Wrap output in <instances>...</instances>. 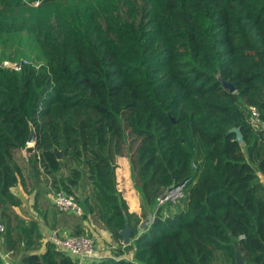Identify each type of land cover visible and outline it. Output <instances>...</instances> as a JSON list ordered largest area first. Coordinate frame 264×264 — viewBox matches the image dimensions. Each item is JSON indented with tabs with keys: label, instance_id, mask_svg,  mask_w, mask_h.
<instances>
[{
	"label": "trees",
	"instance_id": "16d2710c",
	"mask_svg": "<svg viewBox=\"0 0 264 264\" xmlns=\"http://www.w3.org/2000/svg\"><path fill=\"white\" fill-rule=\"evenodd\" d=\"M3 60L28 62L0 67L1 248L19 264L79 262L48 241L35 252L39 225L14 211L24 179L80 188L68 235L91 215L120 242L124 214L142 264H235V249L264 264V132L248 120L252 106L264 122V0H0ZM120 161L151 214L141 232L116 189ZM184 180L178 204H155Z\"/></svg>",
	"mask_w": 264,
	"mask_h": 264
},
{
	"label": "crops",
	"instance_id": "0c3cea01",
	"mask_svg": "<svg viewBox=\"0 0 264 264\" xmlns=\"http://www.w3.org/2000/svg\"><path fill=\"white\" fill-rule=\"evenodd\" d=\"M257 175L262 181V183L264 184V173L258 172ZM29 183L30 184L28 185V187H25L26 188L25 191L29 192L30 195L33 194L34 202L33 204L28 203V205H30L28 206V208L30 210V214L32 215L30 218H27V219H31L37 222V224L39 225V232L41 234V237L39 240L40 244L35 252L40 253L44 249V243L46 240V236L48 232L50 231V229L58 228L63 234H69L73 229L74 222L71 220H65V218L67 217H63L62 215L53 213L54 212L53 206L51 205V202H50L51 193L47 192L46 186L45 187L42 186V183H36V179H34V182L29 181ZM18 187H20V184H18ZM20 188H23V186H21ZM38 188L39 190H37ZM14 189H12L13 192H14ZM40 195H44L47 198L46 199L47 202L43 204L44 206H41L39 203L41 207L37 210L35 207L38 202H35V201H36L37 196H40ZM135 204H133V206L130 205L127 207H128L129 212L136 214V216L139 218L137 228L139 232H141L147 227L151 219V214H148L145 217H140V213H141L140 205L139 203L138 205L137 204L135 205ZM14 211L17 214L21 215L20 213L17 212L16 207L14 208ZM64 214H69V213H64ZM89 216L87 215V219L85 218V219L79 220L80 222L79 225H80L81 230L86 231V229L88 228L87 222H89L90 220ZM100 227L94 226L93 227L94 231H92L94 232L93 238L95 240L94 257H93L94 259H100L103 257L116 258V259L119 258V259L133 261L136 264H142L133 259V249L125 247V245L130 243L131 238H129V242L127 244H123L122 241L115 242L111 239L110 234L106 230H104L102 227L101 228ZM116 250H120V255L116 256L115 254ZM83 261L84 260H81V261L79 260L78 264H82ZM0 264H19L18 256L13 255L12 253H10V251H6L1 248V237H0Z\"/></svg>",
	"mask_w": 264,
	"mask_h": 264
},
{
	"label": "built area",
	"instance_id": "2783aa9c",
	"mask_svg": "<svg viewBox=\"0 0 264 264\" xmlns=\"http://www.w3.org/2000/svg\"><path fill=\"white\" fill-rule=\"evenodd\" d=\"M24 61L3 60L0 62V67L12 71H18ZM248 120L252 125H255L264 132V122L257 119V112L254 107L249 106ZM185 180L164 189L156 198L155 204L160 205L166 202L175 203L184 194ZM50 202L53 208L62 213H72L80 215L82 208L76 201L73 195L65 192L52 193ZM4 226L0 223V234ZM50 242L56 249L65 252L66 254L76 257L79 260L92 259L94 257V240L83 234L68 235L63 234L58 228H52L46 236V240Z\"/></svg>",
	"mask_w": 264,
	"mask_h": 264
},
{
	"label": "rangeland",
	"instance_id": "374dc122",
	"mask_svg": "<svg viewBox=\"0 0 264 264\" xmlns=\"http://www.w3.org/2000/svg\"><path fill=\"white\" fill-rule=\"evenodd\" d=\"M23 60H25V59H23ZM20 61H22V60H20ZM25 64H28V62H26ZM25 64H23V65H25ZM29 158H30V153H27L24 151L15 152L14 159L16 161L17 166H19L21 169L20 170L21 174H24L23 178H26L27 174H29V176L32 178L36 177V176H34V173H31L29 170H27L28 165L30 164ZM66 173H67L66 169H63L62 174L65 175ZM114 174H115V181H116V189L118 191H120L121 196L124 199L126 205L127 206H130V205L133 206V204H135V203L138 205V203H140V200H139L140 198H139V195L137 194V191L133 187L130 168H129L128 164L125 161H120L119 163H116V167L114 169ZM38 176L39 175H37V177ZM39 177H41V176H39ZM22 185H23V188H20ZM22 185L20 184V187L17 186V187H15V189L13 188L15 194L18 195V198L20 200L19 205L16 206V210L18 213H20L22 216H24V218L27 219V218H30L32 215V214H30V210L28 208V206H30V205H28V203L33 204L34 199H33V194L30 195L29 192L25 191L26 190L25 187H28V185H29L28 180L24 179V181H22ZM46 190L48 193H50V191H51L49 186L47 187ZM79 190H80V188H79ZM79 190H78V192H76L74 190L75 191L74 195H76V197L80 194ZM46 199L47 198L44 195L37 196L35 202H38V203H37L36 207L35 206L34 207L38 210L41 206H44L43 205L44 203L47 202ZM178 201L179 200H177L176 202H178ZM39 203L41 206L39 205ZM178 203H176V204H178ZM62 216L67 217V218H72V216L67 215V214H64ZM89 218H90V220H89V222H87L88 228L86 229V231L82 230L80 234L88 236L94 240V238H93L94 232H92V231H94L93 227L94 226L100 227V224L97 221H93L94 219L91 215L89 216ZM86 219H87V216H86ZM66 220H68V219H66ZM0 223H2V222H0ZM94 242H95V240H94Z\"/></svg>",
	"mask_w": 264,
	"mask_h": 264
},
{
	"label": "water",
	"instance_id": "95a60500",
	"mask_svg": "<svg viewBox=\"0 0 264 264\" xmlns=\"http://www.w3.org/2000/svg\"><path fill=\"white\" fill-rule=\"evenodd\" d=\"M222 86L226 89H228L229 91H233V87L231 86V84H229L227 81H223L222 82ZM234 133H235V140L240 142L241 141V136L238 132L237 129H233ZM32 137H33V133H32V129L30 128L29 130V135L27 137V144L30 145L32 144ZM123 220H124V225L123 228L120 229L118 231L120 237H121V241L123 244H127L129 242V238H130V234H131V227L129 226V224L127 223L126 217L123 214ZM234 263L235 264H243L242 258L240 256V253L238 252L237 249L234 250Z\"/></svg>",
	"mask_w": 264,
	"mask_h": 264
}]
</instances>
